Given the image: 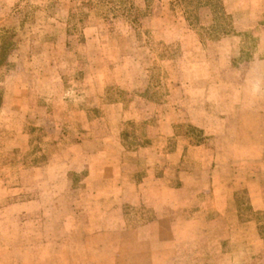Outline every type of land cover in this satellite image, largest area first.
<instances>
[{
    "label": "rangeland",
    "instance_id": "374dc122",
    "mask_svg": "<svg viewBox=\"0 0 264 264\" xmlns=\"http://www.w3.org/2000/svg\"><path fill=\"white\" fill-rule=\"evenodd\" d=\"M263 130L264 0H0V264H264Z\"/></svg>",
    "mask_w": 264,
    "mask_h": 264
},
{
    "label": "crops",
    "instance_id": "0c3cea01",
    "mask_svg": "<svg viewBox=\"0 0 264 264\" xmlns=\"http://www.w3.org/2000/svg\"><path fill=\"white\" fill-rule=\"evenodd\" d=\"M234 106H232V109L231 111L234 110ZM221 109V107H220ZM230 111V113H231ZM223 114V112H221V115ZM200 127L202 128H205V129H208L207 128V125H199ZM210 135L212 133H209ZM263 135H264V130H263ZM262 183H263V190L261 192H257L256 189H254L253 186H255L254 184H247V185H243V186H240V187H237L233 190V192H236L240 189H246L248 191V194H249V197H250V206L252 207V210L254 212L256 211H260V210H263L264 211V167H263V174H262ZM252 220V219H251ZM249 220V221H251Z\"/></svg>",
    "mask_w": 264,
    "mask_h": 264
},
{
    "label": "trees",
    "instance_id": "16d2710c",
    "mask_svg": "<svg viewBox=\"0 0 264 264\" xmlns=\"http://www.w3.org/2000/svg\"><path fill=\"white\" fill-rule=\"evenodd\" d=\"M200 10V9H199ZM208 10H210V8H208ZM211 11V10H210Z\"/></svg>",
    "mask_w": 264,
    "mask_h": 264
}]
</instances>
